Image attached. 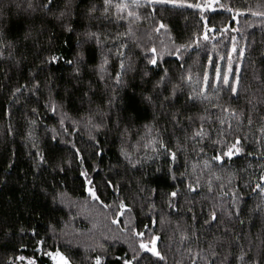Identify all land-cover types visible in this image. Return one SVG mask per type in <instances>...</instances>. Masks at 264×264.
Returning a JSON list of instances; mask_svg holds the SVG:
<instances>
[{
	"label": "trees",
	"instance_id": "1",
	"mask_svg": "<svg viewBox=\"0 0 264 264\" xmlns=\"http://www.w3.org/2000/svg\"><path fill=\"white\" fill-rule=\"evenodd\" d=\"M121 2L0 0V264H264V0Z\"/></svg>",
	"mask_w": 264,
	"mask_h": 264
},
{
	"label": "snow or ice",
	"instance_id": "2",
	"mask_svg": "<svg viewBox=\"0 0 264 264\" xmlns=\"http://www.w3.org/2000/svg\"><path fill=\"white\" fill-rule=\"evenodd\" d=\"M150 2H158V0H150ZM49 3H52V0H49ZM104 4L106 6H108V7H115L117 9V11L118 12H121V13H123L126 9L129 8V4L126 3V2H121V3H117V4L113 5V0H104ZM133 4L136 7L142 6V4L140 3V0H133ZM189 6H191V5H189ZM197 7H199V6L197 5ZM93 10H95V9H93ZM229 10H231V9H229ZM252 14L253 15H257L258 13L253 12ZM261 14H264V13H261ZM61 15H63V13H61ZM127 15L129 17H135V19H139V17L135 16V14L133 12H131V11H129L127 13ZM120 18L122 19L123 17L121 16ZM234 19H235V17H234ZM165 27H166L165 25L161 24L160 27L156 29V31L158 32L161 28H165ZM91 35L94 36L95 34H91ZM203 39H205V40L208 39L207 34H205L203 36ZM152 51L155 52L156 50L153 48ZM233 51H235V49H233ZM179 52H180V49H177V54L178 55H179ZM53 60H55V58H53ZM150 63L156 64V59L153 57L150 60ZM121 67H123V65H121ZM101 71H103V65L101 66ZM221 79H222V82L225 85L229 86L230 90L235 94L236 88L233 87V86H231V85H229V76L227 74H224L221 77V74H220L219 69H216V80L217 81H220ZM207 80H208V78H207V76H205V83L206 84H207ZM235 82L236 83L239 82L238 81V78L236 79ZM197 135H202V133H197ZM238 144H239V141H236V143L233 144L231 146V148H229V150L227 152L223 153V156H226V157H229L230 158L234 154V151L233 150H235V154H238L241 151V149L239 147H237ZM223 156L214 157V159H217V160H220L221 162H223ZM173 159H175V155L174 154H173ZM257 188H261V185L258 184L257 185ZM261 190L264 191V188H262ZM90 194L92 195V197L94 199H98V197L95 196V193L92 192L91 190H90ZM172 195L175 196L176 193H172ZM213 219H215V216H213ZM139 235L142 236L143 233H139ZM158 239H159V237H156L152 241H150V243L152 244V247L151 248H149L148 245H146V244H141V248H144L146 251L152 252V254L155 255V256H157L159 259H164V257L160 256V253L155 248V243H156V240H158ZM57 256H60V254L57 253ZM20 259H24V258L23 257H20ZM240 259L243 260V256H241ZM60 260H61L62 264H68V261L63 256H60ZM29 264H32V262L29 261ZM97 264H100L99 259H97ZM125 264H128V262L125 261Z\"/></svg>",
	"mask_w": 264,
	"mask_h": 264
},
{
	"label": "rangeland",
	"instance_id": "3",
	"mask_svg": "<svg viewBox=\"0 0 264 264\" xmlns=\"http://www.w3.org/2000/svg\"><path fill=\"white\" fill-rule=\"evenodd\" d=\"M141 1H148V2H150V0H140V2ZM158 1H162V2H164V0H158ZM169 3H174V2H172V1H169ZM199 7V9H201V10H203V11H205V10H208V9H210V10H214V9H217V4H216V0H208V2H206V3H203V4H199L198 5ZM230 79V78H229ZM60 254V253H59ZM61 256V255H60ZM60 256H57V253H53L52 254V259H53V261H54V264H62V262H61V260H60ZM25 264V263H24ZM27 264V263H26Z\"/></svg>",
	"mask_w": 264,
	"mask_h": 264
}]
</instances>
